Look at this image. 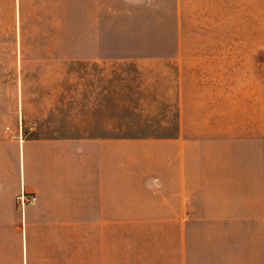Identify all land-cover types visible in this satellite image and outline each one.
Instances as JSON below:
<instances>
[{"label": "crops", "instance_id": "crops-1", "mask_svg": "<svg viewBox=\"0 0 264 264\" xmlns=\"http://www.w3.org/2000/svg\"><path fill=\"white\" fill-rule=\"evenodd\" d=\"M237 5L251 18L259 11V0ZM88 106L68 135L24 134L21 120L12 129L0 120V264H264V243H223L229 223L261 219L257 196H245L259 175L257 116L229 156L226 136L196 131L181 102L175 120L138 137L125 118L116 132L113 112L101 129L99 104ZM23 190L35 196L24 210Z\"/></svg>", "mask_w": 264, "mask_h": 264}, {"label": "rangeland", "instance_id": "rangeland-1", "mask_svg": "<svg viewBox=\"0 0 264 264\" xmlns=\"http://www.w3.org/2000/svg\"><path fill=\"white\" fill-rule=\"evenodd\" d=\"M258 8L251 18L237 0H0V120L7 129L21 120L24 134L68 135L94 102L101 129L115 113L116 132L125 118L138 137L175 120L181 102L196 131L226 136L233 156L253 114L263 134L245 196H257L261 219L229 223L223 243L262 246L264 0ZM244 152L250 167V141Z\"/></svg>", "mask_w": 264, "mask_h": 264}, {"label": "built area", "instance_id": "built-area-1", "mask_svg": "<svg viewBox=\"0 0 264 264\" xmlns=\"http://www.w3.org/2000/svg\"><path fill=\"white\" fill-rule=\"evenodd\" d=\"M35 201V198L33 196H27L25 193H24V190L21 191V194H20V203H21V209L24 210L25 207L31 203H33Z\"/></svg>", "mask_w": 264, "mask_h": 264}]
</instances>
